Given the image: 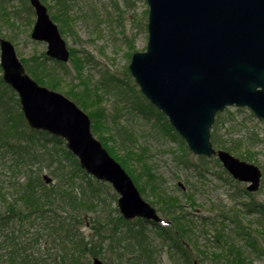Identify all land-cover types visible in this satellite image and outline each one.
<instances>
[{"label": "rangeland", "instance_id": "374dc122", "mask_svg": "<svg viewBox=\"0 0 264 264\" xmlns=\"http://www.w3.org/2000/svg\"><path fill=\"white\" fill-rule=\"evenodd\" d=\"M41 1L54 18L55 0ZM69 1L73 6L70 18H54L70 51L69 59L62 62L64 65L48 57L45 42L31 37L36 15L29 0H0V37L14 44L25 68L28 65L32 68L28 73L32 77L38 74L42 79L38 82L35 78L38 83L63 93L88 114L94 136L124 167L159 216L172 217L177 228L164 235L149 220L140 217L122 220L117 207L118 194L110 183L92 177L93 211L76 223L88 242L87 247L94 249L95 257L105 264H117L121 251L117 238L125 236L129 243L136 244L140 233L160 255L161 264H187L189 256L191 262L197 259L201 264H264V119L246 107L229 106L215 114L210 128V141L215 149H224L261 169L259 189L246 194L247 183L232 178L216 156L198 155L189 149L179 134L173 132L168 118L147 103L131 74L133 53L144 51L148 41L146 0ZM11 92L0 81V105L12 108L15 113L20 105L12 99ZM29 129V126L23 129V137L42 138L40 141L71 168V160L63 153L67 148L65 141L52 142ZM14 160V155L8 153L0 161V186L9 198L17 196V187L13 186L18 178L14 169L9 168ZM48 166L46 161L38 162L33 171L39 176L48 173L53 178L50 184H54L56 178ZM22 180L20 177L19 181ZM74 181L87 185L81 177ZM4 211L0 205V212ZM94 216L101 226L91 222ZM47 221V217L42 219L37 214L27 219V243L40 232L46 233L47 225L45 228L43 225ZM175 224L167 231H172ZM70 240L74 236L62 237L59 246L57 240L49 239L51 251L48 257L44 254L46 262L62 260L61 248L70 244ZM177 242L185 244L187 251L175 253ZM9 249L0 230V264H8ZM30 250L42 251L40 242ZM170 252L174 254L172 258ZM92 260L90 257L89 264Z\"/></svg>", "mask_w": 264, "mask_h": 264}, {"label": "water", "instance_id": "95a60500", "mask_svg": "<svg viewBox=\"0 0 264 264\" xmlns=\"http://www.w3.org/2000/svg\"><path fill=\"white\" fill-rule=\"evenodd\" d=\"M148 1L147 50L135 52L129 65L141 91L168 116L193 152L216 153L235 178L249 182L248 190H257L258 166L215 150L210 128L226 104L247 105L264 117V0ZM30 3L36 13L31 37L47 42L48 55L68 60L65 41L46 6L40 0ZM0 64L32 128L63 137L81 167L119 193L117 205L126 219H159L131 176L94 136L89 116L64 94L35 81L4 38ZM43 179L52 181L48 174ZM92 264L104 263L95 258Z\"/></svg>", "mask_w": 264, "mask_h": 264}, {"label": "trees", "instance_id": "16d2710c", "mask_svg": "<svg viewBox=\"0 0 264 264\" xmlns=\"http://www.w3.org/2000/svg\"><path fill=\"white\" fill-rule=\"evenodd\" d=\"M54 4L56 7V12L53 13L55 20H59V17L70 18L69 11L70 8H73V6H71V1L55 0ZM4 12L9 17V14L6 11ZM57 62L60 65L63 64L60 61ZM28 69L32 72V68L29 65L28 68L26 67V70L30 72ZM1 77V83L12 91V99H14L18 106L19 99L16 92L7 85ZM33 77L34 79L36 78L38 82L42 80L38 74L37 76L33 74ZM147 103L163 115V113L149 101H147ZM12 111V108L9 107L5 109L3 104L0 105V161L3 160L8 153L14 155V164L12 166L9 165V168L14 169L13 172H15L18 178L17 183L13 186L14 189L17 187V196L15 198H9L7 193L3 191L2 185L0 186V205L5 209L4 212H0V230L3 234L4 242H6V245L10 248L8 252L9 258L6 260L7 263L89 264L90 257H95L97 253L93 252L94 249L87 247L88 242L85 240V236L79 232L76 223H78L79 220H85L86 214L93 211L94 198H92L91 193L94 192V184L92 176L80 166L77 157L73 155L68 148H65L63 153L65 157L71 160L70 169H68L69 166L64 164L63 160L59 158L58 153L40 141L42 138L23 137V129L28 125L21 110L17 109L15 113ZM30 131L34 134L38 133L44 138L50 139L52 142H64V139L61 137L50 135L43 130L31 129ZM175 134L177 133L175 132ZM42 161H46L47 165H49L48 167L52 168L49 169V172L56 178L54 184L43 185L42 182L44 183V181L42 180V176H39L36 171H33L34 165ZM20 177H22V181H19ZM76 177L84 178L87 185L85 186L83 183L76 184L74 181ZM32 214H37L42 219L47 217L48 221L43 225V228L47 225V231L46 233L43 231L40 232L37 234V238L27 243L28 235L26 233L25 223ZM47 214L51 216H47ZM120 218L125 220L123 216H120ZM13 220H15L14 225L11 223ZM91 220L93 224H97V227L101 226L98 218H95V216L92 217ZM172 221L171 227L175 224L173 218ZM177 225H179V223ZM159 229L162 234L166 235L167 232H175L177 228L175 224L172 231H167V229L162 227H159ZM112 231L114 235H117L114 229H112ZM117 233H120V231H117ZM61 236H74V240H70V244H64L63 248H61L64 256L62 260L49 259L52 261L46 262L48 259L44 257V254L47 253L48 257L51 251L49 239H51L52 242L57 240L60 246ZM139 236L140 238H137L136 244L129 243L125 236H123L124 238L116 237L119 240L118 246H121L117 264L162 263L160 255L157 254L150 242L146 241L142 234L139 233ZM40 238L42 240L44 239L42 244L41 241H39ZM179 239L180 237H178V240ZM123 241L125 244H122ZM38 242H40V250L42 251L36 253L30 250V248L38 244ZM174 245L175 253L177 250L186 252L188 249L182 242H177ZM172 256H174V254L170 252V257L172 258ZM83 257L85 260L81 263ZM191 263L189 256V258H187V264Z\"/></svg>", "mask_w": 264, "mask_h": 264}, {"label": "flooded vegetation", "instance_id": "af4514ba", "mask_svg": "<svg viewBox=\"0 0 264 264\" xmlns=\"http://www.w3.org/2000/svg\"><path fill=\"white\" fill-rule=\"evenodd\" d=\"M244 193L250 194V191L247 190V187H246V189H244ZM248 209H249V211H252V207H249Z\"/></svg>", "mask_w": 264, "mask_h": 264}]
</instances>
